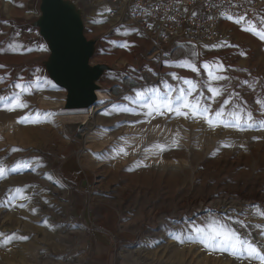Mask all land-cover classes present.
Masks as SVG:
<instances>
[{"label":"rangeland","instance_id":"obj_1","mask_svg":"<svg viewBox=\"0 0 264 264\" xmlns=\"http://www.w3.org/2000/svg\"><path fill=\"white\" fill-rule=\"evenodd\" d=\"M74 1L97 39L92 63L111 67L90 115L64 112L67 91L46 72L40 0H0V264L86 263L82 217L102 210L133 259L264 264L246 245L188 240L215 219L264 253V0L257 21L225 22L227 44L178 38L160 51L118 20L122 0ZM70 156L82 183L61 172Z\"/></svg>","mask_w":264,"mask_h":264},{"label":"water","instance_id":"obj_2","mask_svg":"<svg viewBox=\"0 0 264 264\" xmlns=\"http://www.w3.org/2000/svg\"><path fill=\"white\" fill-rule=\"evenodd\" d=\"M34 22L49 49L43 62L49 78L67 91L65 109L89 108L97 102L99 81L110 66L92 63L97 39L85 33L83 12L74 0H40Z\"/></svg>","mask_w":264,"mask_h":264},{"label":"built area","instance_id":"obj_3","mask_svg":"<svg viewBox=\"0 0 264 264\" xmlns=\"http://www.w3.org/2000/svg\"><path fill=\"white\" fill-rule=\"evenodd\" d=\"M122 1L123 13L118 20L138 25L157 51L178 38L219 47L231 40L227 20L257 21L259 13L258 0Z\"/></svg>","mask_w":264,"mask_h":264},{"label":"crops","instance_id":"obj_4","mask_svg":"<svg viewBox=\"0 0 264 264\" xmlns=\"http://www.w3.org/2000/svg\"><path fill=\"white\" fill-rule=\"evenodd\" d=\"M83 165L75 162L74 157L70 156L63 163L61 172L69 183H82L86 180ZM98 204H95V211ZM84 218V219H83ZM114 214L102 210L101 214L91 213L82 217L84 224L85 241L82 247H89L86 263L81 264H149L147 262L133 259L124 250L122 244L127 243L126 232L118 226Z\"/></svg>","mask_w":264,"mask_h":264},{"label":"snow or ice","instance_id":"obj_5","mask_svg":"<svg viewBox=\"0 0 264 264\" xmlns=\"http://www.w3.org/2000/svg\"><path fill=\"white\" fill-rule=\"evenodd\" d=\"M109 11L111 10L109 9ZM236 22L239 23V20H237ZM257 34L260 36L261 39H264V31H260ZM188 67L193 72L198 71L197 67L194 64L189 63ZM205 67L207 68L208 66L205 65ZM209 74L211 75V73ZM17 87H21V86L17 85ZM18 101H19V97H17V102ZM169 103H171V101H169ZM197 111L200 110L197 109ZM203 112L207 113L208 109L204 108ZM216 116L220 117L221 113L217 112ZM248 118L251 119V114H249ZM208 123L212 124V120L209 119ZM4 171L5 169L2 166H0V178L3 177ZM17 191L20 190L17 189ZM182 235L183 233H181L180 236L175 237L176 239L179 240L180 243L185 242L184 239L181 238ZM188 240L198 241L199 243H202L205 246L212 247L213 250H215L216 245L220 246V250H225V246H227V248H230L233 252L240 250L242 246L246 245L247 246L246 251L249 257H256L260 259L262 262H264V253H261V251L256 246L252 245L250 242L242 239L234 229L228 227L227 225L215 219H213L211 223L207 225V227L202 228L196 226L195 228H193L188 235Z\"/></svg>","mask_w":264,"mask_h":264},{"label":"bare ground","instance_id":"obj_6","mask_svg":"<svg viewBox=\"0 0 264 264\" xmlns=\"http://www.w3.org/2000/svg\"><path fill=\"white\" fill-rule=\"evenodd\" d=\"M100 85V82H99ZM97 96H98V100L96 103H94L93 105H91L89 108H81V109H67L64 112H85L90 114H93L98 106L99 103H102L106 100V95L104 93L103 89H98L97 90Z\"/></svg>","mask_w":264,"mask_h":264}]
</instances>
